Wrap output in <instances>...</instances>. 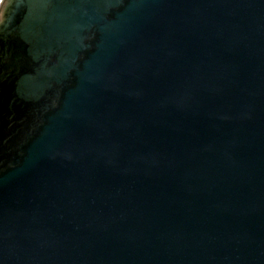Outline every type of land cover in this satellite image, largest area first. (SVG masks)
Masks as SVG:
<instances>
[{
  "label": "water",
  "instance_id": "95a60500",
  "mask_svg": "<svg viewBox=\"0 0 264 264\" xmlns=\"http://www.w3.org/2000/svg\"><path fill=\"white\" fill-rule=\"evenodd\" d=\"M0 264H264V0H1Z\"/></svg>",
  "mask_w": 264,
  "mask_h": 264
},
{
  "label": "trees",
  "instance_id": "16d2710c",
  "mask_svg": "<svg viewBox=\"0 0 264 264\" xmlns=\"http://www.w3.org/2000/svg\"><path fill=\"white\" fill-rule=\"evenodd\" d=\"M1 1V0H0Z\"/></svg>",
  "mask_w": 264,
  "mask_h": 264
}]
</instances>
